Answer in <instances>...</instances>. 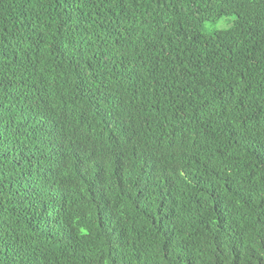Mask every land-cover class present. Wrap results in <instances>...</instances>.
Masks as SVG:
<instances>
[{"label":"trees","instance_id":"1","mask_svg":"<svg viewBox=\"0 0 264 264\" xmlns=\"http://www.w3.org/2000/svg\"><path fill=\"white\" fill-rule=\"evenodd\" d=\"M0 264H264V0H0Z\"/></svg>","mask_w":264,"mask_h":264},{"label":"rangeland","instance_id":"2","mask_svg":"<svg viewBox=\"0 0 264 264\" xmlns=\"http://www.w3.org/2000/svg\"><path fill=\"white\" fill-rule=\"evenodd\" d=\"M234 20H235V16H229V17H223L216 22H208L206 24V30L208 32H213L215 30L227 29L233 24Z\"/></svg>","mask_w":264,"mask_h":264}]
</instances>
